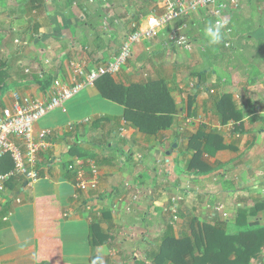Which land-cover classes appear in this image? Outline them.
<instances>
[{"label": "crops", "instance_id": "1", "mask_svg": "<svg viewBox=\"0 0 264 264\" xmlns=\"http://www.w3.org/2000/svg\"><path fill=\"white\" fill-rule=\"evenodd\" d=\"M22 1L0 0V117L8 116L15 103L49 101L57 83H71L72 63L89 68L110 59L132 25L142 28L148 16L164 11L167 0H107L104 9H99L98 0L92 4L43 0L29 20L21 16L26 10ZM235 1V5L219 1L226 7L222 15L230 31L221 29L219 43H209L205 30L215 18L210 9H201L177 17L154 38L139 42L123 66L122 79L112 77L122 86H163L176 109L166 129L154 135L139 132L124 120L125 107L104 98L96 84L84 87L35 125V133L48 131L53 144L42 154L40 167L44 157L51 161L43 164L38 181L14 180L0 197V264H38L36 242L40 237L53 238L47 231L58 237L61 264H90L92 255L99 264H105L106 256L109 264H152L150 257L168 229L175 240L186 235L192 244V219L222 224L233 234L236 213L244 209L239 207L251 210L264 202V0ZM99 13L105 15L106 30L103 21L94 29ZM172 32L185 35L191 51L173 46ZM96 34L107 49L89 52L86 46ZM222 95L230 98L237 122L220 124L215 111ZM200 130L220 135L225 146L214 157H204L212 167L204 174L187 166L196 153L194 138ZM90 135L93 141L86 140ZM75 158L101 162L100 192H109L119 177L130 182L119 184L115 200L131 210L128 207L127 214L115 210V216L109 210V223H101L111 244L107 249L106 240L95 249L90 246L89 213L94 210L85 207L84 193L74 189L73 176L66 171ZM114 174L119 177L114 179ZM182 177L191 178L187 192L191 196H186L175 218L166 212L152 217L148 206L144 209L131 201L134 196L129 198V193L139 194L154 181L158 191L153 204L163 208L181 189ZM228 192L239 198L235 205L230 203L238 208L231 220L213 213L208 204L229 206ZM99 207L95 211L104 209ZM257 219L264 223V210ZM178 250L170 248L174 259L164 254L156 264H193L189 252ZM198 251L202 248L196 255ZM249 264H264V250Z\"/></svg>", "mask_w": 264, "mask_h": 264}, {"label": "trees", "instance_id": "2", "mask_svg": "<svg viewBox=\"0 0 264 264\" xmlns=\"http://www.w3.org/2000/svg\"><path fill=\"white\" fill-rule=\"evenodd\" d=\"M67 1L68 4L73 2V0ZM98 2L100 5L99 9H104L107 1L102 2L98 0ZM22 3L26 5H24L26 10L21 16L23 19L29 20L31 18V16L29 17L31 11L39 9L43 0H23ZM104 19L105 15L103 16L99 13L96 17V21L99 22L95 27H91L95 29L96 26H99L101 28V23ZM32 27L34 32L38 31L37 27ZM86 47L89 52L95 49L104 51L107 49V44L96 34ZM112 77L109 75L102 76L95 84L104 98L125 107L124 120L128 121L136 130L146 135H154L159 130L169 127L172 114L176 112V109L173 99L163 89V86L159 87L160 84L158 83L122 86L117 84ZM215 113L219 116L220 124L222 125H226L228 120H233V122L239 120L238 114L235 113L233 104L230 102V98L226 95L220 96L218 102H216ZM194 139L196 140L195 144L197 142L196 153L191 157L187 165L188 170H195L200 174H204L212 169L204 157H214L225 146L222 143L220 135L205 133L203 130L197 132ZM50 158L44 157L43 164L49 165ZM42 166L40 167L41 170ZM11 168L12 162L9 157H3L0 160V171L4 173ZM13 182L14 180L8 181L6 186H11ZM262 210H264V202L256 204L251 210H238L234 220L236 232L233 234H229L224 230L222 224H199L196 219H192L191 223L189 222V230L191 236L194 237L195 244H192L190 242L191 239L186 235L182 240H175L171 230L168 229L167 234L161 239L158 250L151 255L150 260L152 264H156L157 260L161 259L164 254L174 259L170 248H175L176 250L179 249L178 252H189L193 259V264H249L251 259L257 258L261 251L264 250V223L257 219V213ZM89 217V241L91 248L95 249L106 240L101 223L102 221L109 223L110 214L107 209H101L100 211L89 213ZM2 225L3 223L0 222V226ZM47 233H51L53 238L51 235L46 236L45 239L40 237L36 242L38 264H61L59 262L60 244L58 237L51 231H47ZM200 248H202V251H198L199 253L196 255V249L200 250ZM94 260L99 264L95 255L91 256L90 264H93Z\"/></svg>", "mask_w": 264, "mask_h": 264}, {"label": "built area", "instance_id": "3", "mask_svg": "<svg viewBox=\"0 0 264 264\" xmlns=\"http://www.w3.org/2000/svg\"><path fill=\"white\" fill-rule=\"evenodd\" d=\"M106 2L107 0H101ZM220 0H167L164 11L152 14L145 19V25L140 28L135 24L132 30L125 36L117 53L98 66L86 68L84 64L72 63V80L70 84L57 83L52 98L47 102L40 100H25L15 103L11 113L6 117H0V160L8 156L12 162V168L7 172L0 171V197L6 190V183L10 180L23 179L27 182H36L41 176L40 158L43 153L52 148L51 135L48 131L35 133V125L49 112L62 107L67 101L74 98L86 86L94 85L102 76H114L131 57L134 47L143 40H149L169 26L177 17L187 16L201 9H210V14L215 18L211 24L215 26L221 23L228 34L226 19V7L219 4ZM92 4L95 0H87ZM235 5V0H230ZM103 27L107 29V22L103 21ZM170 42L173 46L186 51H191L192 45L185 35L172 32ZM18 42V41H16ZM229 47V43L224 44ZM66 171L72 176V185L77 192L88 193L98 189L100 172L97 165L91 160L75 158L66 166ZM85 207L92 209V204L86 202ZM173 207V206H172ZM169 207V210L172 209ZM212 212L222 213L221 206L214 204ZM175 218V216L173 217Z\"/></svg>", "mask_w": 264, "mask_h": 264}, {"label": "rangeland", "instance_id": "4", "mask_svg": "<svg viewBox=\"0 0 264 264\" xmlns=\"http://www.w3.org/2000/svg\"><path fill=\"white\" fill-rule=\"evenodd\" d=\"M78 58L79 59H83V56H78ZM97 64L98 63H96L95 65H97ZM123 69L124 68L122 67L121 70L119 71V73L114 75V78H118L119 81H120L122 79V75L123 76L125 75L124 72H123ZM125 78H126V76L124 77V79ZM86 134H88V133H86ZM85 137H86V140H88V141L92 140L93 141V136L92 135L85 136ZM88 138H90V139H88ZM86 144H88V143L86 142ZM95 163H96L97 166L100 167V165H99L101 163L100 161H96L95 160ZM99 172H100V170H99ZM115 177H119V176L117 174H114V179H115ZM126 178H127L126 176H123V177H119L120 181L115 180L114 181V188L111 189V187H110L111 190L109 192L104 193V192H100V190L97 189L96 191L88 192L86 194H82V198L84 200L89 201L90 204H92V209L94 211L98 208V206H100L99 208L102 207L104 209H107L108 211L109 210L113 211L114 216L117 215V213L115 214V210L118 211V214H119V211H121V210H122V213L127 214V211H130L131 208L128 206L130 209L127 210V208H128V207H126L127 204L124 205L123 207H120L119 204H118L119 206L117 205V202H119V201L115 200V196H116V191L115 190H117L119 188V184L120 183L121 184H125L126 183V184L130 185L129 184L130 182L128 180H126ZM181 179H182V183L180 185L181 189L179 191H176L175 194H172V195H171V193L167 194V192H166V196L171 195L172 198H170V200H169V197H168V200L170 202L169 201L166 202V205L163 208H160L161 206H155L153 204V202H154L153 199L155 198V192L158 191L157 190L158 186H154L153 185L154 181H152V184H151L152 186L149 189L148 188H145L143 190L140 189L139 190V194L138 193H136V194L129 193V198L134 196L133 199L131 198V201L140 202L142 204V208H144V209L148 206L149 215H151L152 217L160 215V214H162V212L163 213L166 212V213L169 214L170 217H174L176 215V213H177V210L180 209V205L185 201L186 196H191V195L187 194V192H190V190H191V188H190L191 178L182 177ZM123 180H125L124 183H123ZM6 188H7V186H6ZM226 199L229 200L228 204H230V203L233 204L234 202L239 201V198L235 197L231 192H228V196L226 197ZM208 204L210 206L214 205L212 202H209ZM233 205H235V204H233ZM218 206H219V204H218ZM169 207H172V209L169 210ZM236 208L237 207L232 208L231 204L229 206L226 205L225 207H221L222 213H224V214H220L221 218L222 219L231 220L233 218V213H235V211L238 209V208L237 209ZM239 208H244L245 209V207H239ZM201 212H202V210L200 209L198 211V213H201ZM194 214H196V212ZM212 218H214V217H212ZM159 229H160V227L157 226L153 232L158 233ZM103 230H105V227L103 228ZM109 244L110 243L107 241V243L105 244L106 245V249L111 245V244L110 245ZM105 264H109V259H108L107 256L105 258Z\"/></svg>", "mask_w": 264, "mask_h": 264}, {"label": "clouds", "instance_id": "5", "mask_svg": "<svg viewBox=\"0 0 264 264\" xmlns=\"http://www.w3.org/2000/svg\"><path fill=\"white\" fill-rule=\"evenodd\" d=\"M223 25L219 22L215 26L209 25L205 30V35L209 38L210 44H217L221 40V28ZM99 258H97L98 260ZM93 264H97V261L94 260Z\"/></svg>", "mask_w": 264, "mask_h": 264}]
</instances>
